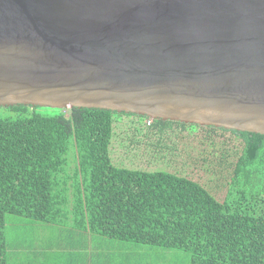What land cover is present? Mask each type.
Listing matches in <instances>:
<instances>
[{"label":"water","instance_id":"obj_1","mask_svg":"<svg viewBox=\"0 0 264 264\" xmlns=\"http://www.w3.org/2000/svg\"><path fill=\"white\" fill-rule=\"evenodd\" d=\"M264 135V0H0V106Z\"/></svg>","mask_w":264,"mask_h":264},{"label":"trees","instance_id":"obj_2","mask_svg":"<svg viewBox=\"0 0 264 264\" xmlns=\"http://www.w3.org/2000/svg\"><path fill=\"white\" fill-rule=\"evenodd\" d=\"M4 107L19 114L0 117V264H7V234L16 217L87 229L172 257L186 252L190 264H264V185L256 188L264 182V135L98 108L42 114L33 109L39 106ZM128 117L134 124L146 119L145 131L134 129L148 139L178 132L177 141L162 145L168 149L163 160L191 159L197 151L210 174L229 171L225 196L174 172L114 165L115 123ZM187 142L184 152L179 143ZM145 150L161 155L147 143ZM208 155L214 156L210 166Z\"/></svg>","mask_w":264,"mask_h":264},{"label":"crops","instance_id":"obj_3","mask_svg":"<svg viewBox=\"0 0 264 264\" xmlns=\"http://www.w3.org/2000/svg\"><path fill=\"white\" fill-rule=\"evenodd\" d=\"M10 224L7 264H177L170 251L109 239L71 225L17 217Z\"/></svg>","mask_w":264,"mask_h":264},{"label":"rangeland","instance_id":"obj_4","mask_svg":"<svg viewBox=\"0 0 264 264\" xmlns=\"http://www.w3.org/2000/svg\"><path fill=\"white\" fill-rule=\"evenodd\" d=\"M38 112L42 114H55L60 111H64L67 108L60 107H34ZM32 110V108H31ZM19 113L17 111L11 110L7 107L0 106V117H15ZM136 126L142 127L143 130H146V119L145 118H137ZM148 122V121H147ZM135 124L132 122V118H122L118 122L115 123V128L111 138L110 144V158L114 165L120 167H128L133 169H143V170H163L168 172H174L180 175L187 176L191 179H194L204 185L214 196L221 199L225 196L228 191L229 184L227 179H224L230 176L229 171H227V175L222 177V175H216L215 173H209L206 171V168L203 166L202 155L200 152L194 151L191 153V159L187 158L185 155H172L167 158L162 159V155H165L167 152V148L162 146L163 144L171 145L174 140L177 141L176 136L178 132L172 131L169 133V138L167 136H151L148 139L144 134H139L135 131ZM190 129L194 128L189 126ZM176 135V136H175ZM145 143L153 148L161 149L159 156L155 153H147L145 150ZM188 144H180L182 151L186 152L188 150ZM176 146V143L175 145ZM193 148L192 150H194ZM75 156L72 151L68 155L67 169L69 172L74 170V161ZM214 159L213 155H208V161L206 162L210 166L211 160ZM236 158H230L229 160L234 162ZM195 160V161H194ZM202 162V163H200ZM200 163V164H199ZM230 169V168H229ZM227 170V169H225ZM224 171V169L222 170ZM220 177L218 180L213 176ZM224 174V172H223ZM222 177V178H221ZM219 185V186H218ZM264 182H259L258 187H263ZM264 190V187H263ZM9 218L12 216H8ZM177 252V251H175ZM172 257V260L177 262V264H190V259L188 253L179 252L180 255H176ZM171 258V257H170Z\"/></svg>","mask_w":264,"mask_h":264}]
</instances>
